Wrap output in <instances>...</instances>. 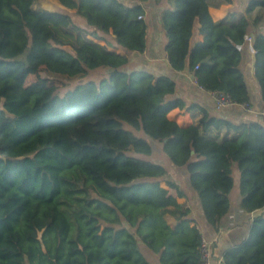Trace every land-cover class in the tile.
<instances>
[{
	"label": "trees",
	"instance_id": "1",
	"mask_svg": "<svg viewBox=\"0 0 264 264\" xmlns=\"http://www.w3.org/2000/svg\"><path fill=\"white\" fill-rule=\"evenodd\" d=\"M56 1L63 7L50 11L37 0H0V264H199L202 234L177 201L186 192L169 179L170 167L188 173L215 228L230 210L236 170L240 209L261 210L264 124L200 107L182 127L169 113L198 105L175 97L174 79L128 71V59L84 38L75 45L83 31L144 53L149 25L141 3L149 0ZM172 2L160 23L172 68H188L202 89L250 106L242 50L252 29L264 27V0L218 21L209 8L231 0ZM196 27L204 40L194 45ZM252 45L264 101V34ZM43 72L85 82L62 96ZM29 75L37 79L31 85ZM224 264H264V215Z\"/></svg>",
	"mask_w": 264,
	"mask_h": 264
},
{
	"label": "crops",
	"instance_id": "2",
	"mask_svg": "<svg viewBox=\"0 0 264 264\" xmlns=\"http://www.w3.org/2000/svg\"><path fill=\"white\" fill-rule=\"evenodd\" d=\"M126 5L133 6L138 4L133 0H121ZM173 0H149L141 3L146 9V19L149 25L147 31V48L144 53L127 52L126 50L116 48L111 43L95 39L85 32L81 31V37L87 38L86 46H91L97 51L121 57L129 60L126 68L128 71L140 70L158 75H165L177 82L176 98L185 100L188 104L198 105V108L192 112L186 110L174 109L169 113V118L176 121L180 126L187 127L194 122V115L198 113L200 107L207 109L212 115L218 118L228 119L233 122H259L264 124V101L262 90L256 77V51L246 43L242 52V70L247 82L251 104L249 109L243 105L233 104L224 108H219L215 99V93L202 89L196 82L194 72L186 68L182 71H176L172 68L167 53L165 51L166 39L161 30V15L165 9L173 8ZM55 10L63 6L56 0H53ZM249 0H231L228 4H222L219 7L211 6L209 12L215 21L221 20L229 13L245 12ZM54 10V11H55ZM52 11V10H51ZM258 33L264 34V27L260 29L253 28L250 36ZM204 40V35L196 27L194 32L193 44ZM76 46L80 47V45ZM33 78L29 75L28 78ZM27 78V79H28ZM33 82L26 83L31 85ZM155 149L160 150L162 145ZM169 179L175 181L186 192V196L177 198L181 204H186L191 211V217L194 224L203 232L212 247V261L214 264H224L225 253L243 243L250 232L253 220L260 215H264V208L253 213H247L240 209L241 194L239 190L240 174L234 172V189L231 193L232 204L227 215L219 222L217 228L211 226L204 217L199 196L192 190L189 182L188 173L175 166L170 167ZM164 186V185H163Z\"/></svg>",
	"mask_w": 264,
	"mask_h": 264
},
{
	"label": "rangeland",
	"instance_id": "3",
	"mask_svg": "<svg viewBox=\"0 0 264 264\" xmlns=\"http://www.w3.org/2000/svg\"><path fill=\"white\" fill-rule=\"evenodd\" d=\"M38 1V4L39 5H41L42 7H44L45 9H47V10H52V11H54L55 10V5H54V2H53V0H37ZM57 10V9H56ZM79 32H81V31H79ZM77 33L76 35H75V37H74V39H73V41H74V43H75V45L77 44V45H79L80 43V40L82 39V37H81V35H82V33ZM87 34V33H86ZM89 35V34H88ZM84 38V37H83ZM85 39V38H84ZM87 39V38H86ZM105 42V41H104ZM108 43V42H107ZM85 45V44H84ZM65 48L68 50V51H70V52H73V50H72V48H71V46L70 45H66L65 46ZM42 75L44 76V77H47V79H48V86H59L60 88H61V94H62V96L66 93V92H68V91H70V90H73L74 88H75V86L77 85V84H80V83H84L85 82V79H83V78H80V77H75V76H73V77H70V76H52L51 74H49L48 72H43L42 73ZM37 79H36V77L35 76H33V78H28L27 80H26V83L28 84V83H30V82H32V81H36ZM129 129H131L132 131H134L135 133H137L138 135H140V136H144V134H143V132H141V131H137V130H135L134 128H132V127H130L129 126ZM213 136H217V133H214L213 134ZM145 137V136H144ZM217 137H219V136H217ZM221 137V136H220ZM150 142H151V144L152 145H154V146H156V147H160V146H158V145H160V143H158V142H155L154 140H150ZM143 158H147V159H150L151 160V157H145V156H143ZM162 185H164L165 186V183H162Z\"/></svg>",
	"mask_w": 264,
	"mask_h": 264
},
{
	"label": "built area",
	"instance_id": "4",
	"mask_svg": "<svg viewBox=\"0 0 264 264\" xmlns=\"http://www.w3.org/2000/svg\"><path fill=\"white\" fill-rule=\"evenodd\" d=\"M253 37L250 35H247L245 37V42L252 47L253 44ZM239 50H242L243 45L237 46ZM215 99L217 102V105L219 108H224L230 105H233L234 103L230 100V98L223 94V93H215ZM244 107L249 109L248 105H243ZM202 237L201 242L199 246V252H200V262L199 264H214L212 261V247L210 242L207 240L206 236L201 231Z\"/></svg>",
	"mask_w": 264,
	"mask_h": 264
},
{
	"label": "water",
	"instance_id": "5",
	"mask_svg": "<svg viewBox=\"0 0 264 264\" xmlns=\"http://www.w3.org/2000/svg\"><path fill=\"white\" fill-rule=\"evenodd\" d=\"M194 153V152H193Z\"/></svg>",
	"mask_w": 264,
	"mask_h": 264
}]
</instances>
